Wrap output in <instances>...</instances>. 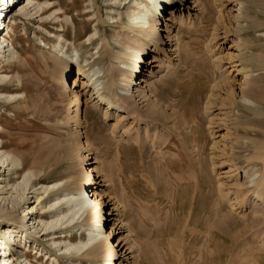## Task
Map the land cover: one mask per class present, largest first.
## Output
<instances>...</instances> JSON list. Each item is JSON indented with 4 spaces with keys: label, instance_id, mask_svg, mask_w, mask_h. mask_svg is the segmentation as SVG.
Segmentation results:
<instances>
[{
    "label": "rangeland",
    "instance_id": "1",
    "mask_svg": "<svg viewBox=\"0 0 264 264\" xmlns=\"http://www.w3.org/2000/svg\"><path fill=\"white\" fill-rule=\"evenodd\" d=\"M28 1L23 0L19 7ZM198 1H184V9L171 20L164 21L163 17L170 14L162 10L157 27L165 31H158L162 42L157 43L141 36L128 18L132 8L142 9L151 0H96L87 8L88 15L80 13L91 0H75L74 8L66 15L56 17L58 10L51 9L35 19L22 18L14 25L8 22L7 13L3 16L4 24L10 27L8 38L13 42L7 50L8 60L0 57V75L7 77L11 92L18 90L24 96L26 106L17 105L21 109L17 116L15 102L1 101L0 131L20 122L10 132H18L38 145L35 155L28 158L42 156L50 160L38 174L42 177L40 183H61L57 191L43 196L38 211L63 189L77 187L86 168L92 169L100 184L92 188L101 207L98 228L105 231L104 235L111 230L106 238L119 244L114 247V264H264V202L254 197L255 183L248 181L253 176L256 181L264 180V92L257 110L239 98V87L248 73L246 78L260 77L261 81L254 82L264 87V0H207L206 13H202ZM51 2L57 1L42 4ZM72 16L83 24L86 21V26L81 24L86 31L78 39L70 22ZM180 16L185 21L179 24ZM44 22L47 26L42 25ZM165 22L169 26H163ZM175 33L182 46L179 57L173 52ZM90 35L94 40L87 44ZM237 36L242 43L237 42ZM104 40L109 46L103 45ZM142 41L146 49L144 55L139 54L141 61H153L150 70L149 65L136 62L132 82L137 83L126 92L132 94L128 100L134 113L113 109L108 110L112 115L103 118L105 104L97 106L93 102L86 73H92L93 68L99 70L98 83L104 87L113 79L120 104L125 105L123 78L134 63L129 64L121 55L132 52ZM154 45L159 51H149ZM55 57L72 58L73 63L62 64L57 71ZM167 58L168 66L162 69V61ZM216 60L221 68L215 67ZM224 79L231 81L229 86ZM213 82L223 83L224 87L211 92ZM21 83L23 89H13ZM182 83L185 87L188 83L187 91L181 92V87L185 88ZM197 85L202 87L199 93L194 92ZM192 95L194 102L190 101ZM73 96L79 100L77 116L71 111ZM229 99H234L236 105ZM37 109L44 113L41 115ZM136 113L141 115L135 117ZM92 121L95 126L90 124ZM23 152L28 156L27 151ZM35 166L31 168L37 169ZM244 171L253 176L247 178ZM22 175L17 173L16 181L21 182ZM31 181L39 185L37 180ZM32 200L23 206L34 204ZM22 207L14 209L12 215L23 214ZM117 211L120 222L114 220ZM34 213H28L24 221ZM51 216L41 219L45 222ZM82 217L75 218L71 227L74 221L67 227V223L56 225L51 237L57 241L70 234L73 243L85 239L89 229L81 226ZM47 238L38 240L57 261L47 255L37 258L29 248L27 259L34 264H108L105 258L91 256V260L88 256L71 263L68 253L56 252L57 247Z\"/></svg>",
    "mask_w": 264,
    "mask_h": 264
},
{
    "label": "bare ground",
    "instance_id": "2",
    "mask_svg": "<svg viewBox=\"0 0 264 264\" xmlns=\"http://www.w3.org/2000/svg\"><path fill=\"white\" fill-rule=\"evenodd\" d=\"M22 1L23 0H7V1L5 0V1H3V3L0 4V16L2 15V13H7L8 22H10L11 24L14 25V24H16V22L22 20V18L35 19L37 17L42 16L43 14H45L46 12H48L51 9H57L58 10L54 15L56 17L57 16L60 17L61 15H66V14H68V12H70V9L73 7V4H75L74 3L75 0H56L57 2H55V3L51 2L49 4H42V3L52 1V0H34V1L29 0L27 4L19 7L20 4L22 3ZM184 1H185V3L188 2V0H175V1L151 0L150 4H147V3L143 4L144 8H142V9H138V8L134 7L130 11L131 12L130 16L128 15L129 22L133 23L134 28H133V26H131V27L133 29L136 28V30L139 31L140 35L145 37L146 39L149 37L153 38L154 43L162 42V38L159 37L158 31H165V28L157 27V26H160L159 21L162 18V15H161L162 10H163V12L167 11V12H165V14L166 13L170 14V17H163L164 21L166 19L167 20L174 19L176 13L178 11H181V9H184L183 8L184 7ZM194 1H196V0H194ZM12 2H13V6L10 7L9 4ZM95 2H96V0H91V3L89 5H86V7H84L81 10L80 15H88L90 10L87 8L94 6ZM207 3H208L207 0H199L198 1V4L201 5L202 13L205 12V10H209ZM8 7H10V8H8ZM202 13H200V14H202ZM109 17H111V15H109ZM145 19H147L146 22H145ZM111 21H113V20L111 19ZM177 21L180 24V23H183L185 20L182 16H180L177 18ZM70 22L73 24V27L76 31V36H77V37L75 36L76 39L83 36L82 35L83 32L85 33V31H86V30L84 31L82 29L83 27L81 28V24H83V21L81 22L76 18V16H72V17H70ZM84 23L86 24V21ZM158 23H159V25H157ZM85 24H83V25L86 26ZM0 25H3V28L0 29V57H3V60H8L7 50L9 49V46H12L13 39L8 38V33H9V29H10L9 25L4 24V20L0 22ZM42 25L47 26V23L44 22ZM61 25H62V23H61ZM163 26L167 27L169 25L165 22ZM4 27H5V29H4ZM96 28H97V26L94 25V29H96ZM84 29H85V27H84ZM239 29L240 28L237 27V30H239ZM224 30H225L224 32L225 33L227 32L226 34L228 35L229 30L226 28ZM173 36H174L173 39L175 40L174 44H172V45H174V51L173 52L175 53L176 56L179 57L180 56L179 54L182 50V46L179 43V36H177L176 33ZM167 37L170 39L172 38L169 30L167 31ZM237 37H238L237 42L242 43L243 39L240 36H237ZM93 40H94V36L90 35L87 38V44H90V43L92 44ZM210 40H211V38L208 40V42H210ZM136 41H137V39H136ZM144 42L145 41H142L141 45L139 47H136L132 52H130L128 54L122 52L123 54L121 55V57L123 56L122 58H125V60L127 62H129V64H130V62L134 63L131 66L129 65L131 67V69L128 70L127 74H125V76L123 78L124 83H123L122 87H124L125 89L124 90L121 89V91H124L125 93L123 94V92H121V94H123L126 97V98L124 97L125 101H126L125 105H123L124 103L120 104L119 94H118V91L116 88L117 85L115 86L113 79H111L107 85L105 84L106 86L104 87V85H100L101 82L98 83V81L101 80L96 75V73L99 70H95L93 68L92 73H90V74L86 73V76H87L86 81H89V83H87V84L89 86H91V88H92V92L90 95L92 96L93 102L97 106H100L101 104L102 105L105 104V109L103 110V118H105L106 116L109 117L110 114L112 115V112H110L108 110H113V109L115 111L118 109L119 111L125 110L127 113H134V110L131 107L132 101L128 100V99H130L129 97L132 96V94L129 96L126 92L128 90V87L131 84L137 83V82H132L133 72H136L137 68H138L136 66V62L139 61L143 65L144 64L149 65L148 69L150 70V65L153 61V60L141 61V59H140V55H144V52L146 49V44ZM103 45L109 46L108 41L104 40ZM59 50L62 51L61 49H59ZM149 51L157 52V51H159V46L154 45V47ZM62 52L65 53L66 48ZM110 56L111 55H109V57ZM57 57L54 58V62H53L54 68H56L57 71H60L59 66H61L62 64L67 65V64L73 63L72 58L69 59V58H65V57L64 58L63 57L57 58ZM115 57H117V56H115ZM256 58L259 59L258 55ZM260 60H261V58H260ZM169 61H170L169 58H167V60L166 59L163 60L162 64H161V68L163 69L164 67H167L168 65L166 66V64ZM86 65H89L88 62L86 63ZM214 65L217 68L218 67L221 68V66H222V65H219V61H217ZM77 67L80 68L79 61H77ZM159 68H160V66H159ZM18 69L19 68L17 67L16 72H18ZM159 72H160V70H159ZM245 73H247V72H245ZM95 75H96V77L93 78ZM246 75L249 76L250 73H248ZM246 75H244V79H246L245 82H243V84L239 87V93H240L239 98L242 99L243 101H245L246 104H249L247 106H250V107H252V109L257 110V108H256L257 104L262 103V101H261L262 99H260L261 98L260 95L262 92H264V90H263L264 87L260 83L257 84L254 82V80L261 81L260 77H255V78L249 79V77L248 78L245 77ZM211 77H213V76H211ZM17 80H20V76L17 77ZM252 80L255 84L251 83ZM139 81H143V79H139ZM7 82H8L7 77L0 75V102L3 101L4 104L15 102V105H14L15 107H17V105L18 106L19 105L20 106H22V105L26 106V104H23V102H25L24 96L22 94L18 93V90H16L18 88L23 89L22 88L23 83H21V85L15 86L13 89H15L16 91L11 92L12 88H9L10 87L8 85L9 82L8 83ZM228 82H231V81L228 80ZM228 82H226V80L224 81L225 84H227ZM213 83L214 84H212L209 87L211 92L212 91L215 92L216 90H219V88L224 87V86H222L223 83H222V85H218V84H216V82H213ZM217 83H218V80H217ZM187 84H186V87H187ZM64 85H65V91H66L67 85H66V83ZM181 85L183 86L184 84L182 83ZM130 87L132 88V86H130ZM184 87H185V85H184ZM186 87L185 88L181 87V92L183 89H185L187 91ZM194 88H195L194 92H196V93H199V90L200 91L202 90V87H200V85L194 86ZM194 95L189 96V97H191L190 101L194 102V100H195ZM208 95H210V94H208ZM207 97H209V96H207ZM207 97L205 99H207ZM21 102H22V104H21ZM229 103L230 104L234 103V105H236L234 99H231L229 101ZM78 104H79L78 97L73 96V110H71V111L74 112V114H73L74 116H77ZM258 106L260 107V105H258ZM19 109H20V107L19 108L17 107V109H16L17 110V116L20 115L21 109L20 110ZM26 109H28V108H26ZM154 110H157V108ZM36 112H38V113L43 112L44 113V111L42 109H41V111H40V109L39 110L37 109ZM40 114L42 115V113H40ZM155 114H157V113H155ZM137 115H141V114L136 113L135 117H137ZM159 115L160 114H158V116H157L158 119H159ZM160 117H162V116H160ZM75 121H77V120H75ZM208 123H210V122H208ZM90 124H93L95 126V122H93V121ZM19 125H20V122H18V121L13 122L12 124L8 125V128L12 129L15 126H19ZM10 129L7 131H0V234H1V236H0V264H34L32 261L27 259L26 251H28L29 248H31L34 253H37V258L41 257L42 255H47V258L50 257L51 261H53V260L57 261L55 256L51 253V251L46 248V245L43 242H39V240H38L39 237L43 238V237H47V236H49V238H47V239H51L50 245H54L53 247H55V248L57 247L55 249L56 252H60L62 250V251H64L65 254H67V253L69 254V255L67 254V259L71 263H73L74 260H77V259L79 260L82 257L88 258V256H89V258H90V256H91V258L92 257L93 258L94 257L95 258L96 257L105 258L104 260L108 264H114L113 259L116 255V248H114V247H118L119 244H116L115 241H111V240L106 238V237H109L111 230L107 231V234L104 235L105 231H102V230L100 231V229L98 228V223L101 222V218H100L101 207H100L99 198L96 195L97 193H95V191H92V188L94 186H95L94 188H96L97 186H100V184H98L99 182L95 181V179H94L95 176L92 173V169H90L89 166L86 168L87 172H85V175L83 174V176H81L78 179L79 183H78L77 187H73L72 190H66V189L64 190L63 189V191H61V193L57 194L53 199H51L52 201L50 200L51 202H47L48 203L47 205L46 204L41 205L38 208L39 209V211H38V210H36L37 209L36 207L38 204L41 203L43 196L46 194L48 195L50 193L49 191H53V190L57 191L59 189V186L61 183L58 180H56V181L54 180L52 183H49V184L40 183L41 182L40 179H42V177H41V175H38V174L45 167H47L50 164V162H49L50 160H48V158L42 157V156H40V157L36 156L30 160L28 157L32 156L34 154V152L38 148V145L32 144L31 142H29L31 140H29L27 137L24 138L22 136V134H19L18 132H15V134H13L12 132H10ZM128 135H130V134H128ZM27 139L29 141H27ZM118 145H119V142H118ZM116 149H117V147H116ZM21 150L27 151L28 156L26 154H24V152ZM80 154H81V152L78 153V155H80ZM118 155H119V153H118ZM118 155H116V156H118ZM8 156H10V158ZM78 157H80V156H78ZM115 158H118V157H115ZM34 164L36 165L35 167H37V169L31 168ZM5 169H6V171H5ZM121 169H120V171H121ZM20 172L23 173V175H22L21 182H18V181H16L17 180L16 175H17V173H20ZM244 172L246 174V171H244ZM246 175H247L246 176L247 178L253 176L251 174L248 175V173ZM253 177L251 179H249L248 181L249 182L253 181L255 183V184L253 183L255 185V187L253 188V193H255L254 197L257 200H259V202H261L263 204V202H264V180L261 179V180L256 181L257 179H255ZM31 179L33 181L37 180L36 183H38L39 185L34 186L32 181L30 182ZM43 181L44 180H42V182ZM29 182H30V185L28 184ZM96 183H97V185H95ZM86 188H90V190L87 191ZM28 193H30L31 195L28 196ZM31 198H33L32 201L34 202V204L23 206V204L25 202L30 201ZM18 206H19V208L23 206L21 209L23 214H21L19 216L12 215V211L14 209H16ZM32 211H35V213H34L35 215L30 214L29 218L24 221L26 215L28 213H31ZM84 212H85L86 216L82 217ZM50 213L52 214L51 219L47 220L45 222L42 221L41 218H44L45 215H48V214L51 215ZM115 214H116L115 215L116 219H114V220H116V221L119 220V222H120V219H119L120 215H121L120 211H117V213H115ZM76 215H78V216L76 217ZM36 217L39 218V220L36 219ZM80 217H82L81 221L83 220V223H82V225L81 224H79V225H81L82 227L87 225V226H85L84 229H89L88 236L85 239L79 240L78 242L73 243L70 241L72 239L70 234H68V237H66V239H63V240L60 239L57 241L54 240L53 237H51L52 235H54L53 233L56 230V228H55L56 225L59 226L58 224L63 225L64 223H67V224H64L65 227H67V225H69L68 224L69 222H73L75 218H80ZM36 220H38L39 223L43 222L42 226L40 228L41 230L39 229L41 231V234L39 236H37V233L39 232V230H36V226L39 223H36V225H35ZM139 222H140V220H139ZM74 223H76V221H74L69 227L73 226ZM28 224H31V226H29ZM28 227H29L28 231L30 230V232H28L26 230ZM32 228H33V230H32ZM60 228H61V226H60ZM140 228H141V226H140ZM31 230L33 231V234H30ZM62 237H65V236L62 235ZM2 238L3 239L5 238L7 240V242H5ZM152 245H153V243H152ZM24 249H26V250H24ZM12 251L17 252L18 255H15V253H13ZM72 252H73V254H72ZM91 258L89 260H91ZM127 258H128V256H127ZM97 259H99V258H97ZM125 259H126V257H125Z\"/></svg>",
    "mask_w": 264,
    "mask_h": 264
}]
</instances>
